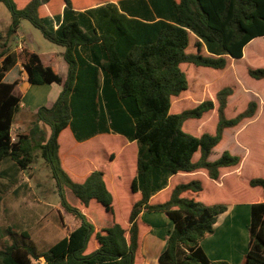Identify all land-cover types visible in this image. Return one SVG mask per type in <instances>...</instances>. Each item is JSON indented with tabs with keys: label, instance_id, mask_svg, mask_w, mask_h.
<instances>
[{
	"label": "trees",
	"instance_id": "1",
	"mask_svg": "<svg viewBox=\"0 0 264 264\" xmlns=\"http://www.w3.org/2000/svg\"><path fill=\"white\" fill-rule=\"evenodd\" d=\"M20 1L0 0L11 15L9 27L0 32V206L6 192L20 189L21 174L37 163L39 153L57 185L75 197L77 206L65 199L61 203L80 224L45 251L28 232L7 227L3 234L10 242L0 249V264H135L142 212L163 213L173 223L158 264H230L212 261L201 246L229 204L199 200L204 187L198 177L205 171L218 181L221 169L240 165L241 158L228 150L214 161L209 158L226 130L257 114L258 102L251 100L229 118L234 90L223 87L215 97V134L194 136L184 123L213 111L215 101L172 113V99L188 89L182 64L224 70L229 59L244 57L253 40L264 39V0H29L24 6ZM23 20L65 49L66 78L57 72L53 53L11 48ZM191 35L195 52H188ZM247 74L263 80L264 67H249ZM24 75L30 85L57 84L62 90L52 105L34 112L28 131L17 132L14 139V118L22 108L15 92ZM66 129L78 143L118 135L136 144L130 191L140 198L131 206L127 228L114 218V197L102 169L93 168L82 182L64 170L59 138ZM180 173L198 175L177 183L166 201L152 204V197ZM248 183L262 190L263 199L250 205L243 264H264V177ZM93 202L113 217L105 226L87 219Z\"/></svg>",
	"mask_w": 264,
	"mask_h": 264
},
{
	"label": "rangeland",
	"instance_id": "2",
	"mask_svg": "<svg viewBox=\"0 0 264 264\" xmlns=\"http://www.w3.org/2000/svg\"><path fill=\"white\" fill-rule=\"evenodd\" d=\"M23 23L18 31L22 36L11 41V48H19V45L26 42L25 45L30 51L54 53L59 71H63L62 66H65L67 71L66 63L60 54L64 48L47 41L28 21L25 20ZM194 42L195 37L191 35L188 52L196 51ZM249 45L251 46L244 50L245 56L241 60L229 59L224 70L182 64L181 69L188 79V89L172 99L171 110L172 113H180L196 107L204 100H213L216 103V93L226 86L234 90L233 96L228 101L227 117L236 116L251 100L258 102L257 114L237 127L226 130L222 141L209 158L210 161H214L223 151L228 150L241 158L239 167L241 166L243 172H238V168L223 169V176H228L227 170H237L236 173L239 175L226 178L227 185L224 187L210 180L205 171L203 176L198 177L204 187L200 196L203 203L208 205L232 203L233 198L244 200L242 203L245 205L234 206L236 209L233 208L229 215L222 217L217 223L214 234L206 237L203 242L210 259H219L218 261H227L230 264H243L244 256L248 251L250 210L246 204L256 202L259 198L258 191L251 188L248 181L251 178L264 177V79L257 81L247 74L249 67L254 69L264 67V39L257 38ZM202 54H207L205 48L202 49ZM24 77L26 78L25 75ZM24 83L28 84L26 79L16 90L22 98L24 107L22 106L14 118V139L17 132L28 131L34 111L41 106L52 105L62 90L57 84L38 86L28 84L29 86L24 88ZM217 121L216 103L213 111L200 120L185 122L183 128L194 136H201L205 132L215 134ZM46 129L50 132L48 127ZM117 137L121 136L98 135L91 140L78 143L70 129H66L61 134L59 142L62 166L74 181L81 182L80 175L88 173L93 168L105 172L107 187L114 197V218L116 222L125 226L135 201V196L130 191V183L133 177L132 170L135 169L137 148L135 143ZM197 158L198 155L195 159ZM180 174L186 176L189 173ZM176 180L172 182L176 183ZM186 180L183 178L179 181ZM20 184L22 186L17 193H14L13 188L3 195L0 206V249L10 242L9 237L3 234V230L7 227L28 232L38 249L45 251L80 224V221L69 214L61 203L62 199H65L70 205L77 206L75 197L68 189L57 185L51 167L39 153H37V163L21 174ZM89 209L86 212L87 219L96 226L105 225L111 217L95 202ZM147 214L154 218L158 216L164 218L160 212ZM154 218L155 223L152 222L154 229L166 233L168 229L166 224L163 225L159 219ZM25 241L28 242L26 239ZM90 243L93 248L96 247L93 237ZM92 246L89 244V249Z\"/></svg>",
	"mask_w": 264,
	"mask_h": 264
},
{
	"label": "crops",
	"instance_id": "3",
	"mask_svg": "<svg viewBox=\"0 0 264 264\" xmlns=\"http://www.w3.org/2000/svg\"><path fill=\"white\" fill-rule=\"evenodd\" d=\"M29 0H23V1H20L19 4L20 6H24ZM7 8L2 4L0 3V32H5L7 30V28L9 27L10 23H11V15H10V12L8 10H6ZM25 21V20H23ZM23 21L21 22V25H24ZM21 33H17V36L14 38V40L17 38V37H21ZM26 43V42H25ZM25 43H22L21 45H19V48H29L28 46L25 45ZM63 48V47H62ZM245 50V49H244ZM65 51V49H64ZM64 51H62L60 54L63 56V53ZM32 52H35V51H32ZM54 54V53H53ZM55 56V54H54ZM244 56H245V53H244ZM55 66H56V70L57 72L59 73L60 76H62L63 78H66L67 76V71H65V66H62V72L59 71L58 69V66H57V60H56V56H55ZM67 66V65H66ZM24 79H26L25 77H23L22 81H24ZM21 81V82H22ZM20 82V83H21ZM29 84V83H28ZM28 84L24 83V88H26V86H29ZM19 86V85H18ZM61 87V86H60ZM23 88V89H24ZM18 88H16L17 90ZM24 91V90H23ZM17 94V92H15ZM21 93V92H20ZM61 93V92H60ZM23 97V96H22ZM23 106L22 102H21V107ZM24 107V106H23ZM35 112V111H34ZM241 165V163H240ZM241 167V166H240ZM239 166L237 167H234L233 169H239L238 172L242 173L243 171L241 170ZM225 169V168H224ZM230 169V168H228ZM232 169V168H231ZM90 171H93V170H90ZM89 171V172H90ZM223 169H221L220 171V178L218 179V181H214L216 182L217 184L220 185V187H224L227 185V181H226V178H232V177H236V176H239L237 175L236 171L237 170H227L228 173V176H223ZM242 171V172H241ZM86 173V174H83L81 176L82 181H84V179L90 174V173ZM198 174L197 173H191V174H187L186 176H182L181 174H178L174 177H172L170 179V182H169V185L167 188H165L164 190H162L161 192L157 193L155 196L152 197L151 199V203L152 204H155V203H161V202H164L166 201L169 196H170V193H171V190L172 188L179 182H182V181H179L180 179H183V178H186L188 181L189 179H193L194 177H196ZM203 176V175H202ZM174 179H177L176 180V183L175 182H172ZM186 180V181H187ZM248 180V179H247ZM256 191H258V194H259V198L256 199V202H260L262 201L263 197H262V190L259 189V188H256ZM135 196V201H137L139 198H140V195L139 194H136L134 195ZM236 197V195H234ZM202 201V197H200V199ZM232 203H228L229 206H228V210L226 211V213H224L223 215H221L218 219V222L220 221V219L226 215H229V213L231 211H233L234 209V206H240L244 203H242L244 200L242 199H237V198H233L232 199ZM134 201V202H135ZM254 203V202H252ZM252 203H247L246 205L249 206V210H250V205ZM245 205V204H244ZM234 208V209H233ZM233 209V210H232ZM148 212H142L140 214V217H139V220H138V223H139V247H138V250H137V253H136V257H135V264H156V262L158 263V257L159 255L164 251V249L166 248V244H167V239L169 237V233L171 232V230L173 229V223L169 222L170 219L165 216L163 213L162 215H164L163 217L164 218H161V217H157V218H154L152 216H147ZM159 213V212H157ZM153 218L154 219H159V221L161 222V224L167 226V231L166 233H162V232H157L155 229H154V224L155 223L153 221ZM169 219V220H168ZM153 222V223H152ZM217 222V223H218ZM250 222V220H249ZM217 223L215 225V230H216V226H217ZM102 226H105V225H102ZM128 227V224L125 225V228ZM205 240V239H204ZM204 240L201 242V246L202 248L204 249V251L206 252L207 256L209 257L208 255V252L206 251V249L203 247V242ZM246 255V254H245ZM152 256V258H150ZM210 258V257H209ZM153 260V262L151 261ZM212 260V259H211ZM219 260V259H218ZM216 259L212 260V261H218Z\"/></svg>",
	"mask_w": 264,
	"mask_h": 264
}]
</instances>
